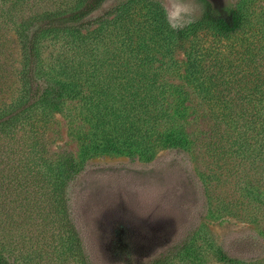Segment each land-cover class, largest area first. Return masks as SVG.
<instances>
[{
    "label": "rangeland",
    "instance_id": "374dc122",
    "mask_svg": "<svg viewBox=\"0 0 264 264\" xmlns=\"http://www.w3.org/2000/svg\"><path fill=\"white\" fill-rule=\"evenodd\" d=\"M77 1L29 0L21 15L70 8ZM205 1L189 0L193 14L186 26L197 29L184 39L171 34L166 22L169 0H107L89 23L43 36V74L60 81L83 79L86 97L55 102L41 113L37 128L0 131L1 241L8 244L13 236L17 244L24 235L32 240L27 244L33 258H22L27 252L20 245L13 260L50 264L42 259L38 263L36 250L59 247L62 234L71 230L81 240V253L66 264H264V203L242 206L234 175H217L220 164H214L207 149L214 126L208 109L212 102L198 90L186 87L183 122L191 140L189 151L160 149L150 159L137 151L84 148L88 123L82 108L92 102L88 96L102 91L112 74L131 79L147 73V61L149 73L168 72L175 78L179 63L190 56L202 58L209 64L205 71L221 77L225 91L264 88V0H208L219 8L244 10L243 27L232 34L199 26ZM6 31L0 42V85L10 101L20 94V49L13 24ZM162 58L167 63L163 68ZM93 99L100 105L112 103L99 95ZM36 152L53 160L72 155L80 170L62 191L67 219L56 229L52 184ZM260 184L264 195V181ZM237 209L243 214H236ZM220 251L234 261L222 260Z\"/></svg>",
    "mask_w": 264,
    "mask_h": 264
},
{
    "label": "trees",
    "instance_id": "16d2710c",
    "mask_svg": "<svg viewBox=\"0 0 264 264\" xmlns=\"http://www.w3.org/2000/svg\"><path fill=\"white\" fill-rule=\"evenodd\" d=\"M28 1L0 0V42L8 33L6 26L13 24L20 49L19 96L9 101L3 95L0 85V131L8 133L17 129L19 133L26 125L39 127L38 123L43 121L41 113H46L55 102L81 98L84 100L83 79H76L74 82L60 81L43 74L39 63V43L48 33L75 29L89 23L92 15L107 0H79L70 8L59 6L37 14L21 15V10L27 6L25 3ZM19 3L22 6L18 7ZM244 21L245 12L242 8H219L206 0L198 24L220 33L232 34L241 30ZM196 29L197 26L189 25L179 30L171 29V34L184 39ZM159 61H162V68L167 65L164 58ZM149 64L150 61H147L144 65L147 73L138 72L131 79H123L118 73L112 74L108 84L102 83V91L96 89L88 96L92 102L82 108L88 123L83 139L86 151H137L150 159L160 149L189 151L191 140L183 121L187 116L185 103L189 94L186 87H191L198 90L204 99L212 102L208 109L214 126L207 149L212 152L214 164H220L221 172L217 175L224 172L234 175V186L241 190L237 201L242 206L247 203L256 204V201L264 203V195L260 191V183L264 181V88L256 86L254 91H225L221 88V77L217 74L209 75L205 71L209 64L202 58L190 56L183 62L184 66L179 63V73L175 74V78H179L182 83H176L174 76L168 72L149 73ZM260 81L264 82L263 79ZM93 94L95 98L99 95L112 99V103L105 100L106 104H97L93 101ZM29 121L31 123L28 124ZM37 154L36 160L40 166L45 165L43 173L52 184L51 198L58 210L52 226L56 229L67 219L64 189L77 177L80 170L76 169V160L72 155L65 154L53 160L36 152V156ZM229 165L232 166L231 169ZM236 214L243 212L237 209ZM1 237L0 234V264H22L17 259L13 260L15 254L19 256L16 249L20 245L27 252L22 258L32 254L27 244L32 241L31 237H19L18 241L21 240L22 243L17 241V244L14 243L13 236L8 244L2 242ZM60 238V246L57 248L52 244L47 250L32 251L38 256L34 259L39 260L38 263L41 259L51 262L50 264H58L57 259L64 264L71 263V258L81 253V240L71 230L63 233ZM56 241L54 237L53 242ZM76 248L78 251L75 252ZM60 254L65 257L61 259ZM219 256L222 260L234 261L224 251H220ZM31 257L33 258L32 255ZM45 257L47 258L44 259Z\"/></svg>",
    "mask_w": 264,
    "mask_h": 264
},
{
    "label": "clouds",
    "instance_id": "9594fccd",
    "mask_svg": "<svg viewBox=\"0 0 264 264\" xmlns=\"http://www.w3.org/2000/svg\"><path fill=\"white\" fill-rule=\"evenodd\" d=\"M193 7L189 0H169L165 19L169 27L179 30L192 22Z\"/></svg>",
    "mask_w": 264,
    "mask_h": 264
}]
</instances>
